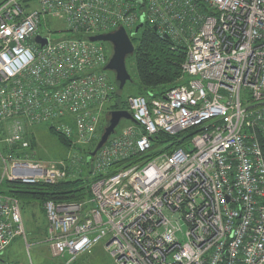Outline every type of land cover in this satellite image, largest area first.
Segmentation results:
<instances>
[{
	"label": "built area",
	"instance_id": "1",
	"mask_svg": "<svg viewBox=\"0 0 264 264\" xmlns=\"http://www.w3.org/2000/svg\"><path fill=\"white\" fill-rule=\"evenodd\" d=\"M53 19L73 36L53 38ZM140 23L185 47L182 76L160 97H128L133 124L85 155L116 96L109 52L89 38L120 27L131 38ZM43 125L68 157L35 158ZM158 132L183 145L150 155ZM260 137L264 0H0V264L27 239L5 183L57 184L85 168L87 200L43 203V241L66 264L99 245L114 264H264Z\"/></svg>",
	"mask_w": 264,
	"mask_h": 264
},
{
	"label": "trees",
	"instance_id": "2",
	"mask_svg": "<svg viewBox=\"0 0 264 264\" xmlns=\"http://www.w3.org/2000/svg\"><path fill=\"white\" fill-rule=\"evenodd\" d=\"M130 39L134 45V51L130 58L134 60L136 68L137 83L134 82L136 95L145 97L149 95H152V97L162 96L168 89L175 86L182 76L181 65L185 59V47L175 44L170 38L159 36L153 27L146 23ZM132 81L131 79L130 82ZM112 109L126 110L121 102L112 105ZM48 132L58 144L68 150V141L62 135L52 128ZM179 137L181 136L171 137L163 132L156 133L151 138L153 151L150 155L155 156L163 151H171L175 147L182 146L183 136L181 139ZM30 140L31 147L36 148V138L33 140L31 137ZM260 145L264 155L263 137H260ZM91 150L92 146L83 150V153L87 155ZM117 165L111 169L116 168ZM83 174L85 173L70 176L57 184H24L8 181L5 183V189L20 201L37 202L39 205H43L47 200L84 201L90 196V184L94 177L89 178L88 176H82Z\"/></svg>",
	"mask_w": 264,
	"mask_h": 264
},
{
	"label": "rangeland",
	"instance_id": "3",
	"mask_svg": "<svg viewBox=\"0 0 264 264\" xmlns=\"http://www.w3.org/2000/svg\"><path fill=\"white\" fill-rule=\"evenodd\" d=\"M46 28L52 32V37L55 39L71 37L73 33L66 31L64 23L58 19L49 20ZM109 55L112 54V45L109 42H104ZM125 66L129 73L132 82L127 81L122 89L118 88L116 81V75L113 70H104V74L108 80L113 83L116 88V96L112 105L116 102H121L127 111V99L130 96L136 95L135 83L137 78L135 74L134 60L127 56L125 59ZM135 82V83H134ZM107 121L103 122L98 135L100 136ZM133 122L127 119H121L119 124L115 128V132L110 135H119L126 127L132 125ZM36 148L35 158L41 159H64L70 155V151L57 143V141L48 132V125H43L35 132ZM97 141L93 143L95 147ZM88 146V147H90ZM87 147V148H88ZM88 169L82 170L81 173H85L82 176L91 177L88 173ZM88 175H87V174ZM77 176V174H75ZM22 214L27 230V239L24 240L22 236H17L7 248L4 253V257L9 264H66L64 258L54 257L46 243H44V227L45 218L43 212V205H39L37 202H25L21 201ZM71 264H114L110 255L105 252L101 245L93 249L90 254L79 256Z\"/></svg>",
	"mask_w": 264,
	"mask_h": 264
},
{
	"label": "water",
	"instance_id": "4",
	"mask_svg": "<svg viewBox=\"0 0 264 264\" xmlns=\"http://www.w3.org/2000/svg\"><path fill=\"white\" fill-rule=\"evenodd\" d=\"M141 27L142 24H138L135 28L134 34H136ZM153 29L154 31H156V27H153ZM164 38H168V36L164 35ZM89 39L91 41H102L111 43L112 54L108 60L107 65L105 66V69L113 70L115 72L118 88L122 89L127 81H131V77L127 72L125 66L126 57L130 56L134 51V45L130 37L125 32L124 28L120 27L113 32L91 36ZM36 40H40L43 43L46 42L45 39H41L39 36L36 37ZM121 119L133 121L130 113L126 110H112L110 112L107 125L104 127L103 132L100 135V138L96 143L95 147L89 153L91 157L97 153V151L107 141L108 137L114 133L115 128L119 124Z\"/></svg>",
	"mask_w": 264,
	"mask_h": 264
},
{
	"label": "crops",
	"instance_id": "5",
	"mask_svg": "<svg viewBox=\"0 0 264 264\" xmlns=\"http://www.w3.org/2000/svg\"><path fill=\"white\" fill-rule=\"evenodd\" d=\"M45 229H46V220H45Z\"/></svg>",
	"mask_w": 264,
	"mask_h": 264
},
{
	"label": "bare ground",
	"instance_id": "6",
	"mask_svg": "<svg viewBox=\"0 0 264 264\" xmlns=\"http://www.w3.org/2000/svg\"><path fill=\"white\" fill-rule=\"evenodd\" d=\"M141 29V28H140ZM94 145V144H93ZM93 148H94V146H93Z\"/></svg>",
	"mask_w": 264,
	"mask_h": 264
}]
</instances>
